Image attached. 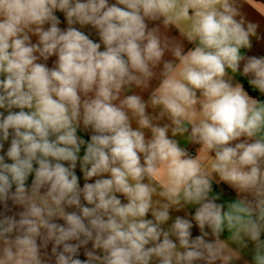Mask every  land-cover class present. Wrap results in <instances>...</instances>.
I'll use <instances>...</instances> for the list:
<instances>
[{
    "label": "clouds",
    "instance_id": "9594fccd",
    "mask_svg": "<svg viewBox=\"0 0 264 264\" xmlns=\"http://www.w3.org/2000/svg\"><path fill=\"white\" fill-rule=\"evenodd\" d=\"M259 27L240 0H0V264H264Z\"/></svg>",
    "mask_w": 264,
    "mask_h": 264
},
{
    "label": "crops",
    "instance_id": "0c3cea01",
    "mask_svg": "<svg viewBox=\"0 0 264 264\" xmlns=\"http://www.w3.org/2000/svg\"><path fill=\"white\" fill-rule=\"evenodd\" d=\"M240 7H241L242 13L246 16V18L249 21L255 22L259 24L260 26L258 29L259 39L257 38L253 39V49L247 54L248 55H258V56L264 55V16L260 14V13H264V0H240ZM57 15L60 16L62 20L60 27L61 28L66 27V22H64L63 14L57 13ZM84 31H86V33H91L93 39H98V37H96L94 30L90 28H86L84 29ZM171 34L177 35L175 30H173ZM52 59H55V58H52ZM49 65L51 66V61H49ZM236 79L241 81L244 84V87L246 90H249V85L247 84L246 78L237 75ZM250 94L253 96L259 95L258 93L254 91H250ZM146 96L147 94L145 93V98ZM261 98L264 99V97H261ZM78 135L81 136L86 141L90 139V132L87 130H84L83 127H81V129L78 130ZM180 139L182 140V146H183V144L186 143V141H184L183 138H180ZM7 146L8 144L6 143L5 150L7 149ZM192 153L193 155L195 154V147H192ZM83 154H84V147H82L81 149L80 156L82 157ZM76 174L78 175V177H80V184L81 186H83V183L85 181L83 180V174L80 170L79 163L76 168ZM30 182H31V178L29 179V184ZM89 182H92V181H89ZM214 189L217 193H220L222 195V200H231L232 198L235 197V192L231 190L230 188H228L226 185H220V186L214 185ZM189 211L194 212V209H189ZM175 215H184V213L183 212H180V213L173 212V216ZM59 222L62 223V221H59ZM195 235H198V230L196 228L193 229V236Z\"/></svg>",
    "mask_w": 264,
    "mask_h": 264
}]
</instances>
